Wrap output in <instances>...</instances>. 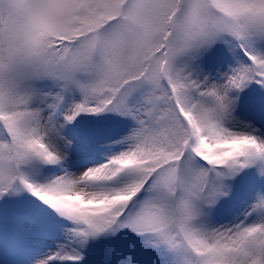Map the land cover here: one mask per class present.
Here are the masks:
<instances>
[{
	"label": "snow or ice",
	"instance_id": "snow-or-ice-1",
	"mask_svg": "<svg viewBox=\"0 0 264 264\" xmlns=\"http://www.w3.org/2000/svg\"><path fill=\"white\" fill-rule=\"evenodd\" d=\"M25 194L31 264H264V0H0V201Z\"/></svg>",
	"mask_w": 264,
	"mask_h": 264
},
{
	"label": "rangeland",
	"instance_id": "rangeland-1",
	"mask_svg": "<svg viewBox=\"0 0 264 264\" xmlns=\"http://www.w3.org/2000/svg\"><path fill=\"white\" fill-rule=\"evenodd\" d=\"M38 214L41 221L32 225L21 218ZM44 214L27 194L0 201V264H31L38 252L54 247L47 236ZM117 241L101 239L92 244L89 264H109L108 256Z\"/></svg>",
	"mask_w": 264,
	"mask_h": 264
}]
</instances>
